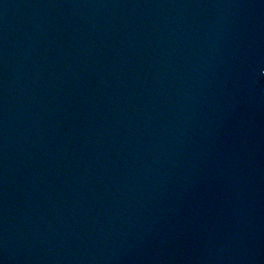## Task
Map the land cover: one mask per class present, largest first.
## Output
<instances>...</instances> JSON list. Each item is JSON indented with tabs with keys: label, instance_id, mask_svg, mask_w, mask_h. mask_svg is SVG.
<instances>
[{
	"label": "water",
	"instance_id": "obj_1",
	"mask_svg": "<svg viewBox=\"0 0 264 264\" xmlns=\"http://www.w3.org/2000/svg\"><path fill=\"white\" fill-rule=\"evenodd\" d=\"M0 264H264V0H0Z\"/></svg>",
	"mask_w": 264,
	"mask_h": 264
}]
</instances>
